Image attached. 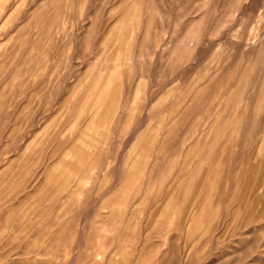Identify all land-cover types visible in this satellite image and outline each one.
<instances>
[{
  "label": "rangeland",
  "instance_id": "1",
  "mask_svg": "<svg viewBox=\"0 0 264 264\" xmlns=\"http://www.w3.org/2000/svg\"><path fill=\"white\" fill-rule=\"evenodd\" d=\"M0 264H264V0H0Z\"/></svg>",
  "mask_w": 264,
  "mask_h": 264
}]
</instances>
